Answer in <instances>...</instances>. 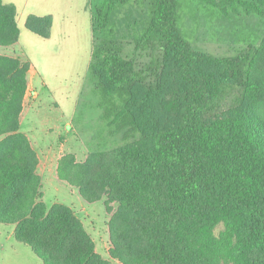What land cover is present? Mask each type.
<instances>
[{"label":"trees","instance_id":"trees-1","mask_svg":"<svg viewBox=\"0 0 264 264\" xmlns=\"http://www.w3.org/2000/svg\"><path fill=\"white\" fill-rule=\"evenodd\" d=\"M209 2L264 16V0ZM178 8L104 0L91 16L87 79L107 137L83 162L61 156L57 176L103 201L110 259L69 206L41 200L20 130L29 63L0 54V223L44 264H264V34L214 55L182 36ZM15 16L0 0V46L18 40ZM24 25L48 38L52 18Z\"/></svg>","mask_w":264,"mask_h":264},{"label":"rangeland","instance_id":"rangeland-1","mask_svg":"<svg viewBox=\"0 0 264 264\" xmlns=\"http://www.w3.org/2000/svg\"><path fill=\"white\" fill-rule=\"evenodd\" d=\"M2 1L15 6L19 30L16 49L35 71V82L23 101L20 130L27 133L38 158L36 172L41 180V200L47 206L55 202L69 206L83 220L97 251L109 257L107 221L110 215L103 201L87 202L76 187L57 176L61 156L71 153L77 162H83L107 137V131L98 121L93 85L87 79L93 40L91 16L95 6L104 0ZM225 9L209 0H179L178 27L182 36L195 48L218 56L234 54L249 39L263 36L264 16H246L237 2ZM30 14L51 16L48 38L25 27V19ZM11 52V48L0 46V54L8 56ZM257 75L264 78L263 63ZM14 227L0 223V264H44L28 245L14 237ZM220 229L222 225L214 232Z\"/></svg>","mask_w":264,"mask_h":264},{"label":"crops","instance_id":"crops-1","mask_svg":"<svg viewBox=\"0 0 264 264\" xmlns=\"http://www.w3.org/2000/svg\"><path fill=\"white\" fill-rule=\"evenodd\" d=\"M6 47H8V48H11L12 49V52H11V54H9L8 56H10V57H13V58H17V59H19L20 61H26L25 59H24V54L22 53V52H20V50L19 49H16V47H18V41H16L15 43H13V44H11V45H8V46H6ZM26 62H28L29 63V61H26ZM35 71H34V69H33V67H32V65L29 63V69H28V72H27V90H26V94H25V96L27 95V92H28V90H29V88H31L32 87V83L33 82H35ZM32 93H33V91H32ZM34 97H36V92L34 91ZM25 96H24V98H25ZM23 101H24V99H23ZM20 124H21V126H22V120H21V118H20ZM24 133H26V132H24ZM25 135H27V133L25 134ZM28 138V137H27ZM29 139V138H28ZM40 161V160H39ZM37 166H38V164H37ZM82 220V219H81ZM82 222H83V220H82ZM83 225H84V222H83ZM85 227V226H84ZM86 229V228H85ZM88 232V231H87ZM89 233V232H88ZM90 234V233H89ZM91 236V235H90ZM91 238H92V236H91ZM92 240L94 241V238H92ZM94 244H95V251L97 252V253H99L98 251H97V248H96V243H95V241H94ZM100 254V253H99ZM103 258H105V259H110L108 256H106V255H103V254H100Z\"/></svg>","mask_w":264,"mask_h":264}]
</instances>
